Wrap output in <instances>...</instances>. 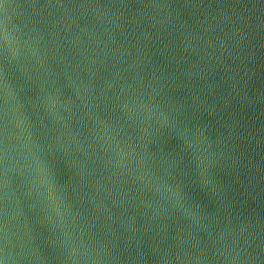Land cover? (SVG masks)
<instances>
[{"label":"water","instance_id":"obj_1","mask_svg":"<svg viewBox=\"0 0 264 264\" xmlns=\"http://www.w3.org/2000/svg\"><path fill=\"white\" fill-rule=\"evenodd\" d=\"M5 26L0 105L4 83L19 103L7 126L0 112V260L264 264V0H0V45ZM184 128L204 130L215 194ZM37 153L63 199L56 227ZM160 177L195 219L154 191Z\"/></svg>","mask_w":264,"mask_h":264},{"label":"clouds","instance_id":"obj_2","mask_svg":"<svg viewBox=\"0 0 264 264\" xmlns=\"http://www.w3.org/2000/svg\"><path fill=\"white\" fill-rule=\"evenodd\" d=\"M5 9L10 7V5L5 4ZM3 44L0 45L4 48L5 53L9 51V46L13 43V38L9 34L7 27L5 26L3 33ZM19 43V41H15ZM14 55V53H13ZM5 59H8V56H5ZM3 103L0 105V112H2L3 117L5 118V126H7V118L10 115V101L17 100L15 93L12 91L11 85L8 83L3 84ZM162 124V126H167L171 131L176 129L174 122L169 120V117L163 113L160 114V118L157 121ZM179 139L181 140V146L183 151L191 153L195 170L200 185L213 194H215V186L211 175L208 173V169L204 166L202 151L206 152L207 149L201 148V146L206 143V137L204 136L203 129H179L177 130ZM31 143L30 135L26 137L24 142H21L20 148L27 149ZM4 152L7 154L8 145H4ZM32 180L31 183L40 192V189H43V192H40V195L44 198L45 210L48 213L47 219L52 222L53 227H56L60 224V221L57 220V217L62 216L61 208L63 206V199L57 191L55 181L51 178L50 169L47 164L39 159L38 153L35 159L34 167L30 173ZM143 179V177H141ZM154 179L149 176V183ZM154 191L159 194L162 199L167 200L171 206L181 214L185 215L188 218L195 219L199 213V208L196 205L187 203L182 186L180 184L169 183L165 177L158 178L157 182L154 184ZM7 229L5 228V232ZM70 255H74V250ZM0 264H6L5 260H0Z\"/></svg>","mask_w":264,"mask_h":264}]
</instances>
